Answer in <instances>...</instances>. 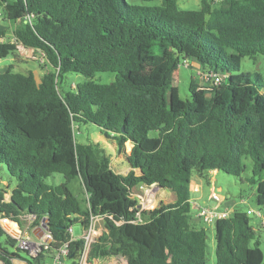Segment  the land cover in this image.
Segmentation results:
<instances>
[{
	"label": "trees",
	"instance_id": "1",
	"mask_svg": "<svg viewBox=\"0 0 264 264\" xmlns=\"http://www.w3.org/2000/svg\"><path fill=\"white\" fill-rule=\"evenodd\" d=\"M214 3L183 10L177 0H0L8 25L0 27V60L21 44L43 54L49 67L41 75L11 67L0 73V166L14 180L0 181V216L18 225L32 217L31 227L46 219L52 237L32 257L0 226L2 264H50L65 244L60 264H79L83 240L68 230H83L91 215L103 217L104 231L89 261L208 264L206 227L191 215L192 177L220 171L239 178L245 159L264 207V92L258 73L240 71L243 59H264V0ZM181 60L217 74L220 83L191 80L189 99H181L173 84ZM99 73L114 78L97 82ZM68 74L84 79L72 86ZM80 125L96 127L130 170L113 171L99 142H77ZM54 174L61 184L47 183ZM76 179L82 199L70 189ZM140 186L175 200L142 211L136 223L133 190ZM252 221L239 209L214 224L215 264H263Z\"/></svg>",
	"mask_w": 264,
	"mask_h": 264
},
{
	"label": "rangeland",
	"instance_id": "2",
	"mask_svg": "<svg viewBox=\"0 0 264 264\" xmlns=\"http://www.w3.org/2000/svg\"><path fill=\"white\" fill-rule=\"evenodd\" d=\"M129 2L137 5L143 6H154L159 5L161 0L155 2H141L138 0H128ZM213 1V0H212ZM219 0H214V5L217 4ZM201 0H177L178 6L183 10H197L200 7ZM0 27H7V22L3 20V12L0 6ZM7 38L12 39V35L8 34ZM183 63H187L188 67H184ZM8 67L14 72L18 73H27L29 71H34L39 75L49 70L48 64L46 63L45 57L38 51L33 49L25 48L21 44H18L17 51L14 56H10L6 59L0 60V73L5 71ZM241 72L249 73L251 77L254 76L255 73L260 75V81L258 85L261 87V91L264 92V59L262 57L257 58V62L251 59L245 58L241 62ZM200 70L196 66L192 65L191 61H180V66L174 72L173 75V84L178 88L179 96L181 99L186 100L189 99V91L188 86L191 80H194L198 85L202 87H208V83L206 80L202 78L199 74ZM66 81H72L71 84L73 86L74 82L83 81V77L77 74H68L66 77ZM114 76L109 73H99L96 74L94 80L101 83H109L112 81ZM75 139L79 143L85 142H99V144L106 150L107 154L110 156L111 168L116 173L126 174L130 167L122 155L116 152V148L110 144L109 142L102 139V136L99 134V131L94 126H86L80 125L79 128L74 129ZM151 136L155 135V133H151ZM131 151V145L129 142L125 143V155H129ZM244 172L241 177H233L227 175L220 171H210L206 172L203 175L195 174L192 177L191 193L192 196L198 198L199 205L205 207H214L216 205V201L211 199L212 193L217 194L222 200L221 205H228L232 207L233 210H241L246 212L248 208L253 209L254 211L264 210V207H259L256 203L255 196V188L256 185L251 184L248 180L252 176V163L250 159L244 160ZM261 178H264V171L262 172ZM0 181L5 183H9L10 185H14V180L11 179L6 171L5 166H0ZM63 182V177L59 174H54L52 177L47 179V183L50 185H59ZM198 185L199 189L197 192L192 191L193 185ZM70 189L79 199L84 197V186L80 179L74 180ZM134 196H142L146 197L147 200L151 199L150 204H146L145 208L153 209L154 207H158L161 203L169 204L174 202L175 196L173 193L157 188L156 186H140L133 190ZM8 198V196H5ZM244 201L241 202V201ZM151 205L153 207L147 206ZM192 216H195L193 214ZM264 218V214H262ZM253 219L252 226L255 230V238L260 242V249L263 252L264 256V226L261 224V219H258L254 215H250ZM200 222V221H199ZM18 229L22 232V234L27 235L30 238V241L34 244L35 237H40L41 233H35V230L39 227H31L29 219L27 217L21 218V225H17ZM199 227H206L207 230V249H206V259L208 264H215V242H214V225L204 226L202 222L198 223ZM96 229L98 232H101L104 229L103 221L100 220ZM73 236L80 237L81 236V226L79 224H74L72 227ZM98 236V235H97ZM32 250H35L36 247L32 246ZM123 259H105V260H93L89 261L87 258V254H85L80 264H119L123 263ZM0 264L2 262L0 261ZM15 264H19L15 261ZM264 264V260H263Z\"/></svg>",
	"mask_w": 264,
	"mask_h": 264
},
{
	"label": "built area",
	"instance_id": "3",
	"mask_svg": "<svg viewBox=\"0 0 264 264\" xmlns=\"http://www.w3.org/2000/svg\"><path fill=\"white\" fill-rule=\"evenodd\" d=\"M183 66L188 67V64L183 63ZM199 74L202 76V78L206 80V83H208V85L210 84L216 86L221 81V78L217 74L201 73V72H199ZM198 189H199L198 185L194 184L192 187V191L197 192ZM135 197L138 200V207H137L138 211L135 215L136 219L134 222L139 223L142 222L141 212L152 210L145 208L146 204H150L152 200L151 199L147 200L146 197L143 198L142 196H135ZM211 199L216 201V205L214 207L200 206L199 201L195 197L191 199V203L195 211V217L200 222H202L204 226L214 225L218 220L228 218L234 211L232 207L228 205L222 206L220 204L222 199L217 194L212 193ZM241 202L244 203L243 200ZM147 206L153 207L151 205H147ZM246 214L254 215L255 217L261 219L262 221L261 224L264 226V218L260 211H254L253 209L248 208ZM32 219H33L32 217H29L30 225ZM100 220L103 221V217L91 215L88 226L83 230H81L82 233L81 236L79 237L80 239L83 240V251H82L81 259L85 254H88L91 244L94 243L96 239L99 236H101L102 232L104 231L103 229L101 232H98V229H96V225ZM44 223L45 222L43 221L42 224ZM17 225H18L17 223L11 221L7 217L0 216V226L10 237L17 240V246L20 249L27 251L28 255L35 257L42 248H46L47 245L50 244L52 237L47 230L42 233L40 229L37 228V230H35V233L36 234L41 233V236L35 237V242L33 244L27 235L22 234V232L18 229ZM68 232L73 236L72 227L69 228ZM32 246L37 248L36 252L35 250H32L33 249ZM67 253H68V246L67 244H65L59 250V252L56 254V256L54 257L53 261L50 264H60V259L66 256ZM81 259H80V263H81Z\"/></svg>",
	"mask_w": 264,
	"mask_h": 264
},
{
	"label": "crops",
	"instance_id": "4",
	"mask_svg": "<svg viewBox=\"0 0 264 264\" xmlns=\"http://www.w3.org/2000/svg\"><path fill=\"white\" fill-rule=\"evenodd\" d=\"M215 172H216V171H215ZM192 182H193V181H192ZM193 197H195V196H193ZM195 198H196V197H195ZM196 199L198 200V198H196ZM193 214H195V212H194ZM192 219H193V221H194L196 224L199 223L198 219H197L195 216H192ZM119 260H121V259H119ZM119 264H126V262L123 261V263H119Z\"/></svg>",
	"mask_w": 264,
	"mask_h": 264
},
{
	"label": "water",
	"instance_id": "5",
	"mask_svg": "<svg viewBox=\"0 0 264 264\" xmlns=\"http://www.w3.org/2000/svg\"><path fill=\"white\" fill-rule=\"evenodd\" d=\"M158 188V187H157ZM44 222H46V219L44 220ZM39 229H40V231L43 233L44 231H46L47 230V226H46V224L44 223V224H42L40 227H39Z\"/></svg>",
	"mask_w": 264,
	"mask_h": 264
}]
</instances>
